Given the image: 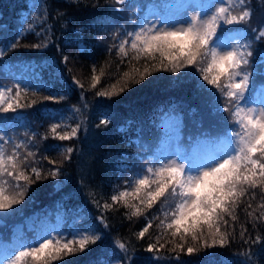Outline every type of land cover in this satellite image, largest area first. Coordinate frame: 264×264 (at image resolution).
I'll use <instances>...</instances> for the list:
<instances>
[{
    "label": "trees",
    "instance_id": "16d2710c",
    "mask_svg": "<svg viewBox=\"0 0 264 264\" xmlns=\"http://www.w3.org/2000/svg\"><path fill=\"white\" fill-rule=\"evenodd\" d=\"M211 1L196 0V3L208 5ZM250 2L254 12L246 24L222 27L239 29L233 33L239 42H251V78L255 86L249 100L252 104L257 91L264 87L261 64L264 40L257 41L256 33L252 32L253 28L264 27V7L261 0ZM166 3H175V0H125L123 5H117L115 0H0V48L17 39L20 45L9 48L0 58V88H12L14 96L18 86L22 93L20 103H32V107L18 108L15 113H0V132L11 140L27 143L28 147L19 151L24 155L28 150L36 153L37 166L44 172L60 170L55 178L49 176L31 184L21 203L16 204L22 207L10 219H0V244L18 247L42 234L68 233L73 228L92 225L101 239L84 252L77 251L54 264H115L116 258L125 255L117 248V241L128 248L131 261L126 264H264V243L245 244L240 238V232L245 229L246 239L264 237V222H258L253 228L247 215L254 209V216L260 215V188L254 190V199L251 195L241 198L244 203L237 209L238 219H229L232 228L228 231H234L235 238L225 247L199 249L188 255L185 251L192 243L189 238L179 258L169 249L180 241H173L162 226L157 227L165 219L158 212L160 202L146 209L139 201L129 199L142 210V214L133 216L132 208L124 207L123 202L113 204L111 200L112 195L130 190L125 185L129 177L140 174L148 164L158 160L159 146L165 136L162 128L165 119L178 120L179 144L184 152L197 142L213 146L226 140L232 127L216 90L207 104L197 101V87L191 80L193 73L173 72L171 67L168 71L150 67L151 74H145L141 80L135 69L144 71V59H132L135 53L130 45L125 46L127 56L119 53V40L126 32L138 30L150 11L164 13L167 9L162 5ZM230 3L234 11H239L236 7L239 0H230ZM41 42L47 47H25ZM113 44L117 47H111ZM65 56L67 62L63 59ZM155 63L158 66L159 59ZM93 75L100 78L95 88ZM73 78L83 88L74 84ZM113 86L116 95H96L99 91H111ZM45 96L64 99L45 100ZM183 100L192 104L188 110L182 107ZM102 115L109 123L97 127ZM54 123L61 125L58 129L61 133L70 132L77 124L81 130L71 140H55L49 132ZM33 135L34 139L29 142L28 137ZM45 135L48 138L41 139ZM213 140L215 144L208 142ZM52 145L59 147L54 150ZM68 147L74 150L65 160ZM5 148L12 150L10 145ZM49 159L56 164H49ZM94 201L100 205L107 203L111 208H98ZM248 203L252 208H247ZM101 213L106 219V228L96 219ZM149 221L152 227L143 238H138ZM224 227L221 224L222 231ZM161 235L165 238L157 243ZM150 243L165 244V248L158 254L149 253L145 249ZM245 252L252 254L251 260L242 255Z\"/></svg>",
    "mask_w": 264,
    "mask_h": 264
},
{
    "label": "snow or ice",
    "instance_id": "6c2138e0",
    "mask_svg": "<svg viewBox=\"0 0 264 264\" xmlns=\"http://www.w3.org/2000/svg\"><path fill=\"white\" fill-rule=\"evenodd\" d=\"M115 3L123 5L125 0H115ZM261 6L264 7V0H261ZM154 7L156 6H150ZM162 7L169 10L193 9V14L183 20L165 17L159 13H156L158 18L154 21L146 17L138 30L126 32L119 40V53L127 56L128 50L125 46L130 45V50L135 53L132 59H144V71L135 69L141 80L145 74H151L150 67L164 71L171 67L173 72L194 67L201 74L200 79L219 93L217 99L223 102L222 110L228 113V123L232 127L220 150L202 153L201 143L197 142L192 146L191 152L184 156V163L171 157L155 160L140 174L125 181L130 190L112 195L111 200L113 204L123 202L124 207L132 208L133 216L142 214V210L131 204L129 197L133 201H139L146 209H152L160 202L165 219L161 220L157 227L163 226L165 234H170L173 241L179 239L180 243H173L169 249L176 252V258H179V252L184 251L189 238L192 243L187 246L188 255L199 249L216 246L223 248L234 239V231H228L232 228L229 219H238L237 209L244 203L241 198L251 195L254 199V190L257 188L261 189V203L258 205L260 215L254 216L255 209L248 211L247 215L251 218L253 228L257 227L258 222H264V87L258 90V99L252 101V104H259L260 107L245 106L251 99L252 91H255L251 78V42H239L237 36L233 35L234 32H239V29L222 27L246 24L254 12L250 0H239L236 5L239 11L233 10L230 0H217L210 5L196 3V0H175V3H166ZM211 9L214 11L209 15L208 11ZM177 24L180 26L177 27ZM252 32L256 33L257 41L264 40V27L253 28ZM118 35L115 34L113 38L116 39ZM19 46L17 39L5 48H0V58L9 48L16 49ZM25 47L41 49L47 47V44L41 42ZM111 47L117 45L113 44ZM63 59L67 62L68 57ZM157 59L158 66L155 63ZM202 64L206 66L201 67ZM261 64L264 66V58L261 59ZM125 76H128V73H125ZM99 79L96 75L92 76L93 88L99 83ZM73 83L83 88L75 78ZM120 91H123V88ZM12 92V88H0V113H15L18 108L32 107V103H20V87L15 88L14 96ZM116 94L115 86L111 91L96 93L98 96L107 97ZM44 99L62 100L64 97L45 96ZM242 101L245 104H242ZM75 110L79 111L78 108ZM108 123L107 117L102 115L97 127L107 126ZM60 127L59 123H54L49 129L51 137L59 141L76 138L81 130L77 124L70 132L61 133L58 131ZM47 138V135L41 137ZM33 139L34 135L28 137L29 142ZM208 142L215 144L214 140ZM5 145L11 146V152ZM22 147L27 148V143L11 140L0 132V210L12 209L13 205L21 203L29 186L36 181L60 175L59 168L44 172L42 167L37 166L36 153L28 150L24 155L19 151ZM51 147L55 150L59 146ZM73 150L72 147L66 149L68 155L64 157L65 160L70 158ZM29 157L33 159L29 160ZM48 163L55 165L56 161L49 159ZM94 203L98 208H111L107 203ZM164 205L168 207L165 208ZM247 208H252V204L248 203ZM226 217L228 219H225ZM96 219L105 228L108 227L103 213ZM221 224L225 226L223 231ZM150 227L151 221L138 233V238H143ZM246 232V229L240 232V238L245 244L264 243V237L260 236L255 240L246 239ZM100 239L101 235L95 231L94 226L85 225L83 229L73 228L68 233L55 231L42 234L18 247L0 244V264H54L77 251L84 252L90 244H95ZM159 239L161 237H157V243ZM157 243H150L145 251L158 254L165 248V244L157 246ZM116 246L125 255L116 258L115 264L130 262L126 244L117 241ZM242 255L249 260L252 258L250 252ZM156 258L159 259V256Z\"/></svg>",
    "mask_w": 264,
    "mask_h": 264
},
{
    "label": "rangeland",
    "instance_id": "374dc122",
    "mask_svg": "<svg viewBox=\"0 0 264 264\" xmlns=\"http://www.w3.org/2000/svg\"><path fill=\"white\" fill-rule=\"evenodd\" d=\"M217 0H214L211 4L213 3H216ZM211 11H214V9H211L210 11H208V14L210 15L211 14ZM193 14V9H180V10H177V9H170L169 11H167V13H165L163 16L165 17H174L176 20H183V19H186L188 17H190L191 15ZM159 15H162V14H159ZM158 17L156 15V13L154 12H150V14L148 15L147 19L148 20H156ZM180 25L177 24V27H179ZM203 65V64H202ZM201 65V66H202ZM181 72H185V71H193V72H196V69L194 67H188V68H183L180 70ZM197 73V83H193L194 86L197 87V94L196 96L198 97V102L200 104H207L209 99L213 96L214 94V88H212L211 86L207 85L202 79H200V73L199 72H196ZM199 77V79H198ZM256 99H258V96L256 95ZM242 104H245V102H243ZM245 106H254V107H257L259 108L260 105L259 104H254V105H250L249 103L246 104ZM164 127L166 129V131L168 132V137L162 142L161 144V147H160V157L161 158H164V157H171L172 159H175L177 160L178 162H181V163H184V156H182L180 153H179V149H178V146H177V138H178V134H177V128L174 126V122L173 120L169 119V120H166L165 123H164ZM224 143H221L219 145H216L215 147H204L202 146L201 147V152H208V151H213V150H220L223 146H224ZM128 199H131L130 197ZM22 207V205L20 207H17V205H13V208L12 209H7V210H0V217H3L2 220H8L10 219V217L12 216V214L17 210V209H20ZM159 207V213L162 212L161 210V204L158 205ZM165 208L168 207V205H164ZM163 213V212H162ZM161 227V226H160ZM162 229H163V226H162ZM169 235V234H167ZM161 238H165V235H161ZM176 240L179 241V239L177 238ZM189 243V242H188ZM187 245V244H186ZM186 253V251H185ZM71 255H69L68 257H70Z\"/></svg>",
    "mask_w": 264,
    "mask_h": 264
},
{
    "label": "bare ground",
    "instance_id": "6f19581e",
    "mask_svg": "<svg viewBox=\"0 0 264 264\" xmlns=\"http://www.w3.org/2000/svg\"><path fill=\"white\" fill-rule=\"evenodd\" d=\"M189 72H191V73H193L195 76H192V79L191 80H194V82L195 83H197V78H196V76H197V73L196 72H193V71H189ZM198 79H199V77H198ZM35 93V92H34ZM33 93V94H34ZM184 102H182L181 103V105H182V107L185 109V110H188L189 109V107H190V102H188L187 100H183ZM192 105V104H191ZM193 106H194V104H193ZM201 109H204L203 107H201ZM186 115H188V113L186 114Z\"/></svg>",
    "mask_w": 264,
    "mask_h": 264
}]
</instances>
